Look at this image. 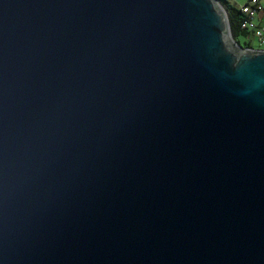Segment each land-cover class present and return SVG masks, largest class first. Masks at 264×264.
Here are the masks:
<instances>
[{
	"label": "water",
	"instance_id": "water-1",
	"mask_svg": "<svg viewBox=\"0 0 264 264\" xmlns=\"http://www.w3.org/2000/svg\"><path fill=\"white\" fill-rule=\"evenodd\" d=\"M0 264H264V50L219 0H0Z\"/></svg>",
	"mask_w": 264,
	"mask_h": 264
},
{
	"label": "built area",
	"instance_id": "built-area-1",
	"mask_svg": "<svg viewBox=\"0 0 264 264\" xmlns=\"http://www.w3.org/2000/svg\"><path fill=\"white\" fill-rule=\"evenodd\" d=\"M240 9L246 18L242 25V29L247 34H254L256 37L262 39L264 37V28L261 23L264 16V9L260 0H249V2Z\"/></svg>",
	"mask_w": 264,
	"mask_h": 264
},
{
	"label": "trees",
	"instance_id": "trees-1",
	"mask_svg": "<svg viewBox=\"0 0 264 264\" xmlns=\"http://www.w3.org/2000/svg\"><path fill=\"white\" fill-rule=\"evenodd\" d=\"M223 8L226 10L228 17H229V22H230V27H231V33L233 38L236 40V42L239 44L237 41V38L242 35H248L243 29L242 25L244 21L246 20L244 14L242 13V10L228 2L227 0H219ZM244 48H251L249 45H245Z\"/></svg>",
	"mask_w": 264,
	"mask_h": 264
},
{
	"label": "rangeland",
	"instance_id": "rangeland-1",
	"mask_svg": "<svg viewBox=\"0 0 264 264\" xmlns=\"http://www.w3.org/2000/svg\"><path fill=\"white\" fill-rule=\"evenodd\" d=\"M227 1L239 8H241L242 6H244L249 2V0H227ZM260 3L264 9V0H260ZM261 25L264 28V16ZM237 41L242 47H244L245 45H249L251 48L255 50H264V37L260 39L259 37H256L254 34H248V35L239 36L237 38Z\"/></svg>",
	"mask_w": 264,
	"mask_h": 264
}]
</instances>
